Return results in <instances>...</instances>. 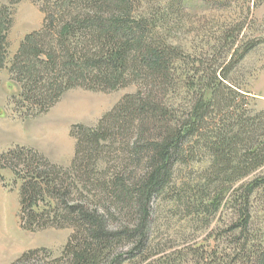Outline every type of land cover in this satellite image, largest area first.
<instances>
[{
	"label": "trees",
	"instance_id": "16d2710c",
	"mask_svg": "<svg viewBox=\"0 0 264 264\" xmlns=\"http://www.w3.org/2000/svg\"><path fill=\"white\" fill-rule=\"evenodd\" d=\"M131 8V0H55L43 27L28 33L15 54L11 73L20 91L12 103L36 115L71 88L114 90L132 76L141 79V89L126 94L97 126H73L75 153L68 167L31 147L0 153V180L7 169L20 182L22 226L71 227L63 264H264V237L223 243L221 251L203 248L196 260L178 263V251L152 258V204L171 185L177 165L195 158L206 143L212 162L207 178L217 192L264 166V140H258L257 118L236 114L220 127L221 117L214 116L216 108L223 113L242 94L230 74L251 47L240 54L236 49L221 65L199 62L185 69L178 66L181 52L149 28L147 19L133 18ZM12 22V12L0 5V70ZM240 143L246 144L242 151ZM262 184L259 175L245 186L237 232L248 231V195ZM224 189L208 205L201 196L200 206L218 211ZM196 249H188L194 257ZM40 251L46 248L27 250L10 264H38L34 256Z\"/></svg>",
	"mask_w": 264,
	"mask_h": 264
},
{
	"label": "rangeland",
	"instance_id": "374dc122",
	"mask_svg": "<svg viewBox=\"0 0 264 264\" xmlns=\"http://www.w3.org/2000/svg\"><path fill=\"white\" fill-rule=\"evenodd\" d=\"M131 1L132 17L147 19L149 28L174 45L182 57L178 66L185 69L193 65L199 67V62L204 63V67H215L230 59L236 49L240 54L251 47L230 74L242 94L235 95L233 105H225L223 113L216 108L214 116L221 117L220 127L235 121L236 114L257 118L258 140H264V0ZM54 3L55 0H0V5L8 7L13 15L5 63L0 70V153L18 145L31 147L68 167L75 153L76 140L70 134L73 126H97L103 115L126 94L141 89V79L132 76L131 82L114 90L77 86L66 91L42 114L19 111L12 103V98L20 91L19 84L12 79L14 56L25 36L43 27ZM176 90L174 97L179 95ZM188 101L190 98L181 109L186 108ZM245 145L240 143L238 148L242 151ZM197 149L195 158L177 165L171 185L152 204L149 244L151 252L157 253L152 258L178 251L175 258L180 263L181 259L200 258L203 248L221 251L223 243L233 245L237 241L243 243L249 239L251 242V238L264 237V184L248 195V208L253 216L248 231L233 229L240 202L244 201L245 186L255 177L264 175V166L215 192V181L207 178L212 172L210 152L206 143H200ZM1 172L5 178L0 180V264H10L23 252L36 248H46L34 256L38 264H63L66 259H62L63 251L73 229L24 228L19 217L20 182L16 183L11 171ZM222 189L224 197L218 211L200 206L201 196L208 205L209 198L211 203L213 195H218ZM235 194H239L237 199L241 200L234 203ZM193 245L197 246L198 257L188 250ZM125 264L136 263L126 261Z\"/></svg>",
	"mask_w": 264,
	"mask_h": 264
},
{
	"label": "bare ground",
	"instance_id": "6f19581e",
	"mask_svg": "<svg viewBox=\"0 0 264 264\" xmlns=\"http://www.w3.org/2000/svg\"><path fill=\"white\" fill-rule=\"evenodd\" d=\"M90 105V104H89ZM88 106V105H87ZM92 108H93V106H92ZM92 112V111H91Z\"/></svg>",
	"mask_w": 264,
	"mask_h": 264
}]
</instances>
